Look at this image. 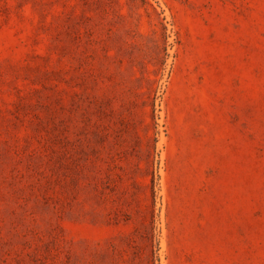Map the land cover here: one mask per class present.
<instances>
[{
	"label": "rangeland",
	"instance_id": "rangeland-1",
	"mask_svg": "<svg viewBox=\"0 0 264 264\" xmlns=\"http://www.w3.org/2000/svg\"><path fill=\"white\" fill-rule=\"evenodd\" d=\"M0 264H264V0H0Z\"/></svg>",
	"mask_w": 264,
	"mask_h": 264
}]
</instances>
